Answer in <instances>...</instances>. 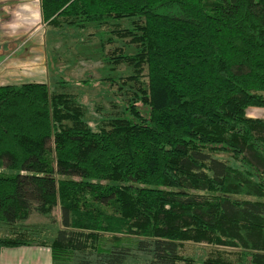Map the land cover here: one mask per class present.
I'll return each mask as SVG.
<instances>
[{
    "label": "trees",
    "instance_id": "1",
    "mask_svg": "<svg viewBox=\"0 0 264 264\" xmlns=\"http://www.w3.org/2000/svg\"><path fill=\"white\" fill-rule=\"evenodd\" d=\"M40 12L60 31L116 26L135 47L110 58L134 67L131 97L92 129L75 94L0 86V248L177 264L191 244L209 248L202 264H264V119L246 113L264 108V0H40ZM56 207L52 240L32 238L31 213Z\"/></svg>",
    "mask_w": 264,
    "mask_h": 264
},
{
    "label": "rangeland",
    "instance_id": "2",
    "mask_svg": "<svg viewBox=\"0 0 264 264\" xmlns=\"http://www.w3.org/2000/svg\"><path fill=\"white\" fill-rule=\"evenodd\" d=\"M33 19V28L29 26L30 31H35L32 43L19 46L23 49L22 54L26 56L27 61L18 65L16 61L4 62L8 63V66L12 64V67L6 70V66L4 70H0V86L39 82L46 83L50 91L75 94L92 129L105 125L115 116L123 117L125 105L131 97L127 77L135 73V69L123 61L112 63L111 60L115 59L110 58L132 54L135 51L128 39L112 35L110 30L116 29L114 25L102 28L91 25L83 30L63 31L45 27L38 4ZM126 26L127 23L122 22L119 28ZM107 37H110V41H107ZM14 49L12 44L1 45L0 57L10 54ZM17 73L30 78H19ZM145 73L146 71L142 74ZM121 84L122 90L119 91L117 88ZM248 109V117H255L256 114L264 117V108ZM253 111L257 113H252ZM26 225L34 226L37 231L32 238L50 242L60 227L59 208L53 209L52 220L32 212ZM181 253L193 261L177 264H202L204 258L209 256V248L204 245L185 244ZM145 260L146 256L135 252L125 264H144Z\"/></svg>",
    "mask_w": 264,
    "mask_h": 264
},
{
    "label": "crops",
    "instance_id": "3",
    "mask_svg": "<svg viewBox=\"0 0 264 264\" xmlns=\"http://www.w3.org/2000/svg\"><path fill=\"white\" fill-rule=\"evenodd\" d=\"M37 4L40 6V0H0V46L4 44L15 46L10 54L0 57V70L8 66V63L4 62L16 61L18 65L27 61L26 56L22 54L23 49L21 50L19 46L29 45L35 37V31H30L29 26L33 28L34 10ZM11 67L12 64L6 70ZM17 75L26 80L30 78L25 75L22 77L19 73ZM248 111L249 109L246 111L247 114ZM249 117L264 119L261 114ZM0 264H52L50 248L39 244L0 248Z\"/></svg>",
    "mask_w": 264,
    "mask_h": 264
}]
</instances>
